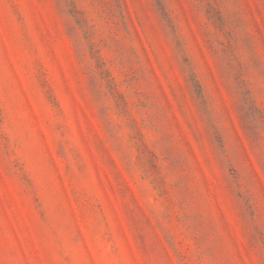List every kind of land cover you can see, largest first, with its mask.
Returning a JSON list of instances; mask_svg holds the SVG:
<instances>
[{
	"label": "rangeland",
	"instance_id": "obj_1",
	"mask_svg": "<svg viewBox=\"0 0 264 264\" xmlns=\"http://www.w3.org/2000/svg\"><path fill=\"white\" fill-rule=\"evenodd\" d=\"M0 264H264V0H0Z\"/></svg>",
	"mask_w": 264,
	"mask_h": 264
}]
</instances>
